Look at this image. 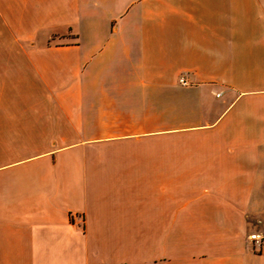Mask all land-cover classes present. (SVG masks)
<instances>
[{
  "label": "crops",
  "instance_id": "1",
  "mask_svg": "<svg viewBox=\"0 0 264 264\" xmlns=\"http://www.w3.org/2000/svg\"><path fill=\"white\" fill-rule=\"evenodd\" d=\"M254 232L264 0H0V264H264Z\"/></svg>",
  "mask_w": 264,
  "mask_h": 264
},
{
  "label": "built area",
  "instance_id": "2",
  "mask_svg": "<svg viewBox=\"0 0 264 264\" xmlns=\"http://www.w3.org/2000/svg\"><path fill=\"white\" fill-rule=\"evenodd\" d=\"M183 83H187L185 80L182 79ZM251 240L257 247H262L264 245V234L259 232H254L251 234Z\"/></svg>",
  "mask_w": 264,
  "mask_h": 264
},
{
  "label": "rangeland",
  "instance_id": "3",
  "mask_svg": "<svg viewBox=\"0 0 264 264\" xmlns=\"http://www.w3.org/2000/svg\"><path fill=\"white\" fill-rule=\"evenodd\" d=\"M228 7H236V0H228ZM259 233H261V232H259Z\"/></svg>",
  "mask_w": 264,
  "mask_h": 264
}]
</instances>
